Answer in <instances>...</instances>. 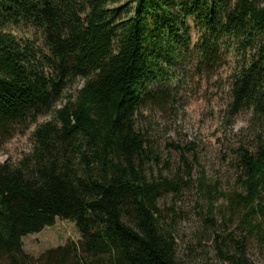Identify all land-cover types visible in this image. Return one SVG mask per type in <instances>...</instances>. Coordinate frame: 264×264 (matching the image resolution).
Masks as SVG:
<instances>
[{
    "label": "trees",
    "instance_id": "trees-1",
    "mask_svg": "<svg viewBox=\"0 0 264 264\" xmlns=\"http://www.w3.org/2000/svg\"><path fill=\"white\" fill-rule=\"evenodd\" d=\"M231 57L226 112L250 120L222 194L240 226L214 246L249 264L247 246L264 253V0H0V151L30 142L0 163V264H185L158 204L179 180L146 179L162 162L146 114ZM57 218L80 239L25 254Z\"/></svg>",
    "mask_w": 264,
    "mask_h": 264
},
{
    "label": "rangeland",
    "instance_id": "rangeland-1",
    "mask_svg": "<svg viewBox=\"0 0 264 264\" xmlns=\"http://www.w3.org/2000/svg\"><path fill=\"white\" fill-rule=\"evenodd\" d=\"M235 58L213 74H201L183 79L176 99L168 107L146 114L155 124L161 164L146 173L148 182L159 177L179 180L174 194L158 200L160 208H173L167 220L174 229L178 251L185 264H227L221 262L214 246L217 234L225 237L240 226V218L228 214L222 194L236 185L235 150L242 142L250 113L229 117V83ZM78 88L81 83L77 84ZM28 135L18 136L0 151V163L17 161L28 152ZM212 208L213 222L219 226L214 233L207 219ZM225 219L222 221V218ZM237 231L236 236L239 238ZM235 236V235H234ZM75 225L56 219L51 227L23 238L25 254L37 258L44 252L78 241ZM249 264H262L264 253L253 244L246 247Z\"/></svg>",
    "mask_w": 264,
    "mask_h": 264
}]
</instances>
